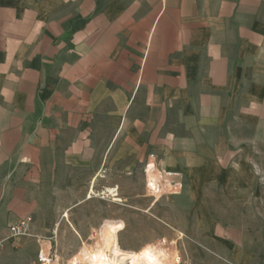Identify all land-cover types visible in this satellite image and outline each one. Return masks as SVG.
I'll use <instances>...</instances> for the list:
<instances>
[{
	"label": "crops",
	"instance_id": "0c3cea01",
	"mask_svg": "<svg viewBox=\"0 0 264 264\" xmlns=\"http://www.w3.org/2000/svg\"><path fill=\"white\" fill-rule=\"evenodd\" d=\"M148 162L196 203L261 197L264 0H0V236L55 191L143 188ZM233 233L228 264H251Z\"/></svg>",
	"mask_w": 264,
	"mask_h": 264
},
{
	"label": "rangeland",
	"instance_id": "374dc122",
	"mask_svg": "<svg viewBox=\"0 0 264 264\" xmlns=\"http://www.w3.org/2000/svg\"><path fill=\"white\" fill-rule=\"evenodd\" d=\"M165 179L158 197L160 186L149 187L150 191L145 174L143 188L134 186L138 180L127 181L133 187L123 188V196L95 192L96 199L74 207L67 202L72 197L53 192L44 219H34L27 237L9 239L8 232L0 236V264H39L41 248L50 254V264H92L88 251L98 258L108 254L112 245V237L103 233L106 222L117 223L118 243L130 254L132 264H228L227 242L239 238L234 228L244 226L254 234L251 264H264L263 189L261 197L245 207L228 203L224 189L215 188L204 191L205 203H196L172 176L167 184ZM137 192L145 199L130 203V195Z\"/></svg>",
	"mask_w": 264,
	"mask_h": 264
},
{
	"label": "bare ground",
	"instance_id": "6f19581e",
	"mask_svg": "<svg viewBox=\"0 0 264 264\" xmlns=\"http://www.w3.org/2000/svg\"><path fill=\"white\" fill-rule=\"evenodd\" d=\"M154 166V167H153ZM152 167L157 171L156 165L152 163ZM160 173V172H159ZM161 173L159 177H156V186H160L161 190H164L166 185H162L160 182L161 179ZM148 186L153 189V186L149 180V174H148ZM147 186V187H148ZM152 189H149L152 191ZM153 194V193H152ZM162 194V193H161ZM159 194V196L161 195ZM155 195L153 194V197ZM107 229L109 232V235L112 237V245L110 247L109 253L102 256L95 258L91 255V253L88 251V257L91 258L92 264H132L131 263V256L128 252L123 251L120 248V245L118 243V234H119V228L116 222H107ZM166 262V261H165ZM167 263V262H166ZM144 264V262H143Z\"/></svg>",
	"mask_w": 264,
	"mask_h": 264
},
{
	"label": "built area",
	"instance_id": "2783aa9c",
	"mask_svg": "<svg viewBox=\"0 0 264 264\" xmlns=\"http://www.w3.org/2000/svg\"><path fill=\"white\" fill-rule=\"evenodd\" d=\"M152 162H148L146 165L145 173H146L147 181H148V172L149 169L152 167ZM161 175L162 176L160 182H163V179L166 178L164 182L166 184L169 183L168 179L171 177V175L168 173H163V174L161 173ZM33 223H34V219L31 216L16 221L9 227V239L20 240L22 238L27 237L30 234ZM37 260L39 264H50L51 256L45 251V249L41 248Z\"/></svg>",
	"mask_w": 264,
	"mask_h": 264
}]
</instances>
